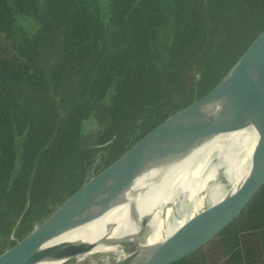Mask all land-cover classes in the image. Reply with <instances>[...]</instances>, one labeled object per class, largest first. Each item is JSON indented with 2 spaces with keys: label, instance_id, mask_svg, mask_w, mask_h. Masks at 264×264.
<instances>
[{
  "label": "trees",
  "instance_id": "16d2710c",
  "mask_svg": "<svg viewBox=\"0 0 264 264\" xmlns=\"http://www.w3.org/2000/svg\"><path fill=\"white\" fill-rule=\"evenodd\" d=\"M263 26L264 0H0V239L199 90ZM171 264H264V184Z\"/></svg>",
  "mask_w": 264,
  "mask_h": 264
},
{
  "label": "bare ground",
  "instance_id": "6f19581e",
  "mask_svg": "<svg viewBox=\"0 0 264 264\" xmlns=\"http://www.w3.org/2000/svg\"><path fill=\"white\" fill-rule=\"evenodd\" d=\"M184 151L193 154H178ZM261 154L264 105L225 97L213 119L172 141L167 151L140 158L130 175L118 177L125 193L148 199L182 179L199 177L200 182L156 209L123 200L111 187L98 207L36 264H160L174 258L212 237L239 213L264 182V164L233 187L221 175Z\"/></svg>",
  "mask_w": 264,
  "mask_h": 264
},
{
  "label": "water",
  "instance_id": "95a60500",
  "mask_svg": "<svg viewBox=\"0 0 264 264\" xmlns=\"http://www.w3.org/2000/svg\"><path fill=\"white\" fill-rule=\"evenodd\" d=\"M229 96L264 105V26L199 90L95 161L47 204L2 237L0 264H36L59 237L98 207L111 187L117 188L116 194L121 199L147 209L167 205L192 189L200 182L199 177L182 179L156 198L148 199L125 193L118 177L130 175L140 158L167 151L172 141L213 119ZM178 154L192 155L193 152ZM261 164H264V154L244 160L230 172L222 173L221 178L227 177V185L233 187ZM228 223L212 237L160 264H171L198 249Z\"/></svg>",
  "mask_w": 264,
  "mask_h": 264
},
{
  "label": "rangeland",
  "instance_id": "374dc122",
  "mask_svg": "<svg viewBox=\"0 0 264 264\" xmlns=\"http://www.w3.org/2000/svg\"><path fill=\"white\" fill-rule=\"evenodd\" d=\"M102 1H103V7H104V0H102ZM105 13H106V11H105ZM18 22L29 33H34L38 27V24L30 16L19 15ZM107 101L108 100H106L105 102H107ZM85 124H86L85 128H84L85 133L92 132L95 129V124H94L93 120H89Z\"/></svg>",
  "mask_w": 264,
  "mask_h": 264
}]
</instances>
